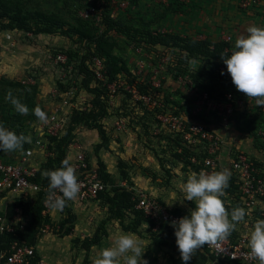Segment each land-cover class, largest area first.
I'll return each mask as SVG.
<instances>
[{
	"label": "trees",
	"instance_id": "16d2710c",
	"mask_svg": "<svg viewBox=\"0 0 264 264\" xmlns=\"http://www.w3.org/2000/svg\"><path fill=\"white\" fill-rule=\"evenodd\" d=\"M70 1L72 5L76 6L74 14L75 18L80 20L78 26L69 23L55 13L29 8L26 3L20 0H0V34H23L29 42H34L43 35L53 38L60 37L72 41L75 45V48L69 49L66 46L50 47L55 58L59 54L67 56V64L61 65L62 72L64 69L69 71L68 67H72V71L67 74L66 79L61 77L57 79L54 102L61 103L68 94L75 99L82 91L88 95L87 101L82 103L87 107L86 110L71 109L69 119L60 134L57 136L45 135L41 138L46 145L47 156L39 164L35 176L29 179L32 183H36L40 190L28 198L15 199L12 203H8L4 210H0V217L6 216L9 219L17 214V210H20L24 216H29L24 230L17 229L14 233L0 234V264H6L14 242L26 243L35 248V254L30 258L29 264H42V258L36 247L40 240L39 231L44 202L58 182V176L69 165L68 147L75 139L78 128L98 133L100 143L96 145L94 152L98 157L99 180L108 186L104 192L98 195L97 199L93 200V202L101 203L106 209L105 220L99 224L92 236L74 241L85 252L86 262L89 260L93 248L101 246L103 240L108 238L107 226L116 222L124 234L149 241L159 249L165 250L171 259L179 257L182 264H243L229 258H217L206 248L204 242L187 239L177 228L169 224H161L156 228L155 223L146 216L145 212L136 208L137 201L134 200L136 198V183L130 172L133 170L132 164L117 155L118 176L116 177L107 170V164L100 157V152L106 150L114 153L111 150L113 137L104 124L105 120L117 116L118 120L125 121V129L137 133L138 136L140 135V139L146 137L149 142L153 130L162 125L157 117L160 114H166L169 109L168 97H165L163 89H158L153 85L151 75L138 77L128 65L127 60L114 53L116 47L114 34L126 38L134 50L139 49L152 53V50L160 48L162 56L169 57L167 73L176 81L185 77L186 84L188 82L195 89L196 98L201 99L202 94L206 93L207 104L222 102L229 93L234 96L235 100L247 101L255 84L262 81L264 85V48L254 47L247 43L235 45L232 41L196 39L192 36L171 32L152 31L150 21L141 20L140 27L134 25L133 27L126 21L129 18L124 17V12L113 20L109 7L105 8L109 11L106 10L108 13L104 17V30L99 33V28L95 26L94 22L83 20L78 14L79 10L86 6L82 4L84 0ZM140 1L130 0V7L137 5ZM169 1L170 3L164 6L162 19L169 14L181 12V4L178 0ZM95 58L104 62L103 80L98 79L93 71V59ZM247 65H250L249 69L246 68ZM29 74L24 78L26 80L24 83L16 78L0 77V86H2L0 112L4 107H8L5 126L8 127L6 128L11 134L15 135L12 142V147L15 148L12 150L16 154L19 153L17 156L24 154L29 148H33V142L37 139L36 127L41 113L44 112L41 110L38 114L35 113L32 98L36 93L38 82L29 83V81H34L29 79L32 78ZM73 77L76 80L75 84H72ZM120 83L124 85H120ZM113 85H115V91L110 89V86ZM127 86L136 90L140 97H148L151 103L147 105L144 101L135 99L134 95L127 91ZM117 96H121L123 109L112 113L113 105L111 103ZM154 101L158 103L156 106H152ZM9 102H12L11 106H9ZM174 104L178 109H175L172 114L180 116L182 113L179 110L182 109L178 102ZM192 111L191 107L190 110L186 109L184 112L186 116H190ZM199 118L203 117L199 116ZM191 119L197 120L192 115ZM31 123L35 125L32 126ZM170 131L172 134L162 130L157 135L154 144V147L158 148H161L163 143L172 146V156H169L168 159H160L161 167L166 171L167 185H170L174 175L172 170L166 167V164L184 163L186 169L192 171L200 182L194 193L204 195L208 206L215 208L216 216L213 223H206L201 217L198 223L197 214L201 212H196L198 209L195 203H192L191 207L193 213L189 209L181 210L178 207L169 210L184 216L189 222L206 232L210 238L215 237L219 232L232 242H236L249 230L248 225L251 223L249 222L251 217L242 205L235 177L229 174L222 179L221 185L215 184L211 188L203 187V182L207 183V181L201 177L202 166H195L192 163V158L196 157L202 162L207 156L205 149L193 147L182 139L180 133ZM141 132H144V135H141ZM4 137L6 136L0 126V152L6 142ZM162 152L166 154L167 150L163 149ZM87 162L92 167V160L88 154ZM219 173L220 170H217L212 179H220ZM148 174L150 176V172ZM122 182H125L126 186H123ZM152 184H157L154 178ZM157 200L161 205H166L163 199L157 197ZM219 214L230 219L234 225L219 218ZM61 216L58 221H52L51 233L68 237L74 232L77 220L70 203H63ZM252 219L264 224V211L262 215L261 209H256ZM46 220L51 222L50 218ZM239 221L243 223L241 229L237 228ZM260 240L262 239H253V241Z\"/></svg>",
	"mask_w": 264,
	"mask_h": 264
},
{
	"label": "rangeland",
	"instance_id": "374dc122",
	"mask_svg": "<svg viewBox=\"0 0 264 264\" xmlns=\"http://www.w3.org/2000/svg\"><path fill=\"white\" fill-rule=\"evenodd\" d=\"M26 3L29 8L39 9L46 13H55L62 17L69 23L78 26L80 20L75 18V5H72L70 0H20ZM169 0H141L137 5L131 6L124 13V17L129 18L126 21L130 25L140 27L141 20L152 23L150 29L152 31L171 32L183 36H192L196 39L209 38L211 40H222L224 37H231L235 45H239L238 40L242 39L247 44L254 46L251 43V37L255 36L258 39L257 45L254 47L264 48V37L257 36V31L251 34L250 28L246 21L241 17V13L235 6V0H227L225 10H222L220 0H178L181 4V12L169 14L162 19L161 16L164 11V6H167ZM162 2H167L166 4ZM234 2V3H233ZM239 14V15H238ZM133 26V27H134ZM249 28V29H248ZM248 29V30H247ZM0 34V77H7L8 79H19L23 83L25 77L31 75L29 83L34 84L38 82L37 90L32 98V105L35 107V113L38 114L41 110L51 111L57 105L55 100V85L57 79L61 77V67L55 64V57L50 47L66 46L75 48L72 41L65 38H53L50 36H41L34 42H29L23 34L14 33ZM116 47L114 53L124 57L132 71L138 76L151 75L152 82L158 89H163L165 97L169 99V114L175 112L176 104L179 103L181 107L179 110L189 120L196 117L197 120H190L195 122H202L207 127L223 136L225 142L223 151H220V173L218 180L210 179L207 183L203 182V187L211 188L212 185H221L224 177L230 174L229 154L233 147H237L251 158L258 159L264 155V85L263 82L255 84L253 91H250L251 98L244 103L243 107L236 109L234 107V115L230 118L229 126L226 127L222 121L223 113L215 110L212 105L201 104V99L196 98L195 89L192 88L186 80L176 81L170 74L167 73V66L169 65V57L162 56L160 48L148 53L146 51L134 50L132 44L123 36L114 34ZM14 42V48L9 45ZM154 71L156 73H154ZM34 77H33V76ZM36 77V78H35ZM37 79V80H36ZM28 81V80H27ZM76 80L72 79V84ZM2 91V86H0ZM128 91V90H127ZM129 92V91H128ZM164 95V94H163ZM87 93H82L72 100L76 108H82L83 101H86ZM203 96V95H202ZM73 97V96H72ZM121 96L113 99L111 108L112 113H116L121 108ZM199 101V102H198ZM12 102H9V106ZM193 108L191 115L186 116V109ZM73 108V109H76ZM201 108V109H200ZM65 111V110H64ZM8 107H4L0 112V126L4 133L5 144L2 146L0 152V160L6 163L14 161L16 154L12 147L14 141V134L8 131L5 126V117H7ZM27 115V114H26ZM203 117L202 119L199 118ZM117 116L110 117L105 120V125L113 137L111 143V150L108 152L103 150L100 152V157L107 164V170L114 176H118L117 171V155L127 159L132 164L130 172L133 174V179L136 183L135 189L144 190L151 196L163 199L167 209L179 208L181 210L189 209L192 211V203H195L198 211L197 222H200V217L206 223H213L216 213L215 208L209 207L207 199H204L202 193L195 194V189L200 182L196 179L194 173L186 169L184 163H174L173 165L167 163L166 167L172 170L174 175L170 185L166 183V171L161 167V158L168 159L172 156V146L169 144H161V148L154 147L156 137L162 130L172 134L167 126H163L153 130L151 133V140L147 142L146 137L139 138L138 134L132 132L130 129L117 130L115 122L118 121ZM34 123V122H33ZM31 123V125H35ZM29 125V126H31ZM7 127V128H6ZM168 131H167V130ZM114 131V133H113ZM144 135V132L140 133ZM10 137H9V136ZM76 142L79 143L85 154L91 157L92 163L96 165L97 158L94 152L97 144L100 143L98 133L95 131H88L78 128L76 132ZM163 149L167 153L162 152ZM41 153H36L33 157L30 166L38 169L39 164L45 158H42ZM150 172V176L149 173ZM229 173V174H228ZM150 177V178H148ZM155 179L157 184H152V179ZM213 180V181H212ZM126 186L125 182L121 183ZM9 198V197H8ZM6 199V196L0 199V210H4L8 203L11 202ZM73 208L74 214L77 216L75 223V230L72 235L68 237H61L59 234L50 233L51 237L46 240V245L42 248L44 238H41L37 244V250L42 258L44 264H182L179 257L171 259L165 250L152 245L149 241H131L124 243V238L117 241V237L113 236L115 233H123L118 223H114L108 227V238L103 240L102 245L93 248L89 260L85 261V252L81 250L80 245L74 241L81 240L82 234L87 233L92 236L99 224L105 220L107 214L106 209L98 202H88L86 204L70 205ZM57 208L54 210L55 221L61 218V213ZM19 217L22 221L27 222L29 216H24L21 212ZM251 222L247 230L254 240L264 239V224L255 222L253 216L250 215ZM219 218L234 225V223L227 219L223 214H219ZM236 223L238 221L236 220ZM239 221L238 229H241L243 223ZM117 225V227H116ZM117 230H116V229ZM114 232V233H113ZM124 234V233H123ZM122 235V234H121ZM129 235V234H128ZM86 236V237H88ZM85 237V238H86ZM136 237V236H135ZM138 242V243H137ZM42 245V246H43ZM134 254V255H133Z\"/></svg>",
	"mask_w": 264,
	"mask_h": 264
},
{
	"label": "built area",
	"instance_id": "2783aa9c",
	"mask_svg": "<svg viewBox=\"0 0 264 264\" xmlns=\"http://www.w3.org/2000/svg\"><path fill=\"white\" fill-rule=\"evenodd\" d=\"M261 0H235L238 9L242 13L254 12ZM166 4L167 2H162ZM82 4L85 8L79 10L78 14L83 20L92 21L99 28V33L104 30V17L108 13L105 8L109 7L110 16L113 20L117 19L121 13H125L131 5L130 0H84ZM107 10V11H109ZM251 34H254L253 29H250ZM4 34L3 36H5ZM258 36V34H257ZM222 40L231 42V37H224ZM1 43V39H0ZM251 43L255 46L258 39L255 36L251 37ZM14 48L12 42L9 47ZM139 50V49H138ZM57 66L67 64V56L63 54L57 55L55 58ZM93 71L96 77L100 80L104 78V62L99 59H93ZM69 71L61 70V78L66 79L67 74H70L72 67L69 66ZM247 69L250 65L246 66ZM154 73H156L154 71ZM153 78V77H152ZM186 78H180L183 81ZM120 85H124L120 83ZM155 86V84H153ZM129 92L134 95L135 99L144 101L147 105L150 104L148 97H140L136 90L131 87H126ZM110 89L115 91V85L110 86ZM73 93V92H72ZM201 104H207V94H202ZM88 96L86 97L87 101ZM251 97H249L250 99ZM199 102V101H198ZM245 100L237 99L229 93L224 101L216 103H208L215 110L223 113L222 121L226 127L229 126V121L234 115V107L240 109L243 107ZM158 103L154 101L152 106ZM264 104V103H262ZM53 108L51 111L41 113L38 125L36 127L37 139L33 142V148H29L24 154L19 155L12 162L6 163L0 160V197L9 198L12 203L17 198H28L36 194L40 188L36 183H32L29 179L34 177L37 170L30 166V163L36 153H41V157L45 158L46 145L41 138L45 135L57 136L64 128L70 111L76 108L72 103V96L69 94L64 101ZM81 109L86 110L83 105ZM159 106V105H158ZM201 109V108H200ZM65 110V111H64ZM164 126L170 130L180 133L182 139L199 149H205L206 157L201 162L198 158L193 157L192 163L195 166H202L201 177L207 181L213 178L219 167V153L224 149V140L209 127L202 122L188 120L185 116H177L174 114H160L157 117ZM117 130L125 129V121L118 120L115 124ZM69 165L58 176V182L54 185L51 193L44 202V210L42 211V221L40 226V239L51 233V223L54 222V210L62 208L63 203L86 204L98 198V195L104 192L108 186L99 180L97 164L92 163V167L87 162V155L83 147L76 142V138L68 147ZM229 161L231 164V174L235 177L238 185V195L241 198L242 205L247 211V214L253 216V212L260 208L264 211V155L258 159H253L247 156L237 147H233L229 152ZM39 168V167H38ZM136 190L137 201L136 208L143 210L146 216L151 219L156 228L161 224H169L177 228L182 235L191 241L204 242L206 248L217 258H229L231 260L240 261L243 264H264V239L253 241L248 232L244 233L236 242H232L222 233L217 232L216 236L210 238L206 232L201 230L194 223L189 222L184 216L173 213L165 206L161 205L157 197L145 193L143 190ZM4 195V196H3ZM9 197V198H8ZM58 209V211H60ZM17 214L9 219L6 216L0 217V234L14 233L17 229L24 230L26 222L19 217L20 210ZM50 218V221L46 219ZM86 235L84 236V238ZM35 254V248L30 247L26 243L14 242L11 246L10 255L7 257L6 264H29L30 258ZM3 257V256H2ZM43 264V263H42Z\"/></svg>",
	"mask_w": 264,
	"mask_h": 264
},
{
	"label": "crops",
	"instance_id": "0c3cea01",
	"mask_svg": "<svg viewBox=\"0 0 264 264\" xmlns=\"http://www.w3.org/2000/svg\"><path fill=\"white\" fill-rule=\"evenodd\" d=\"M226 1L227 0H220L219 1V4L221 5V6H219V7H221L222 8V10H225V7L227 6V4H226ZM228 2V1H227ZM229 2H230V0H229ZM234 3V2H233ZM235 4H236V2H235ZM236 7H237V4L235 5ZM237 10H239L238 9V7H237ZM240 11V10H239ZM240 15H241V17H243L244 19H245V23H246V28H247V26L250 28V29H253V30H256L257 31V33H258V35H259V37L261 36V37H264V0H261L260 1V4H259V6H258V8L254 11V12H252V13H248V14H246V13H242L241 11H240ZM239 15V14H238ZM248 28V29H249ZM247 29V30H248ZM12 35H15V34H13V33H11ZM238 43H240V44H245L246 43V41L244 42V40H242V39H240V40H238ZM181 116H184L183 114H181ZM68 119H69V117L67 118V121H68ZM66 121V122H67ZM117 122V121H116ZM116 122H115V124H116ZM104 124H106L105 122H104ZM115 126V125H114ZM115 128H116V126H115ZM212 130V129H211ZM88 131H91V130H88ZM213 131V130H212ZM215 132V131H214ZM216 134H218L217 132H215ZM220 137H222V139H223V136L222 135H220V134H218ZM224 144H225V142H224ZM228 154H229V152H228ZM229 163H230V161H229ZM96 164H97V162H96ZM229 174V173H228ZM230 174H231V164H230ZM142 190V189H141ZM144 191V190H143ZM145 192V191H144ZM145 193H147V192H145ZM155 197V196H154ZM1 199V198H0ZM10 203V202H9ZM71 205V204H70ZM61 210H62V208L60 209V213H61ZM116 227H117V225H116ZM116 229V228H115ZM117 230V229H116ZM114 233V232H113ZM110 234V233H109ZM122 234V235H121ZM88 236L87 235V233H83L82 234V238L84 237V236ZM110 235H112V234H110ZM113 236H116L117 238V241H120L121 240V238H124L123 240H124V243H130L132 240L133 241H140L137 237H135L134 235H128V234H123V233H121V232H119V233H115ZM49 237H51L50 235H46V236H43L42 238H44V240H43V243L41 244V247L42 248H46V247H44V245H46V240L49 238ZM109 238H110V236H109ZM41 240V239H40ZM138 243V242H137ZM44 244V245H43ZM43 245V246H42ZM38 253H39V251H38ZM134 255V254H133ZM42 263H43V261H42ZM44 264V263H43Z\"/></svg>",
	"mask_w": 264,
	"mask_h": 264
}]
</instances>
